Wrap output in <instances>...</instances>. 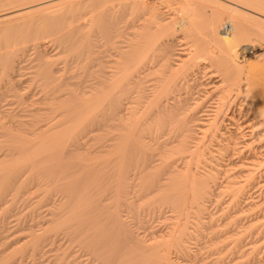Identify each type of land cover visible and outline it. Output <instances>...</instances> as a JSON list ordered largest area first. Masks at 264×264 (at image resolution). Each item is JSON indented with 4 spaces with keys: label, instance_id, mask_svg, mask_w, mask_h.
I'll return each instance as SVG.
<instances>
[{
    "label": "bare ground",
    "instance_id": "obj_1",
    "mask_svg": "<svg viewBox=\"0 0 264 264\" xmlns=\"http://www.w3.org/2000/svg\"><path fill=\"white\" fill-rule=\"evenodd\" d=\"M114 1L115 0H0V35H3L5 39H7L6 35H8L10 31H22V29H24L25 31L27 30L26 34L29 36L39 32L43 33V31V35H45V31H47L51 33L50 35L56 34V36L54 35L56 40L61 37L62 40L67 41L66 47L69 42V48L71 47L73 50H78L76 46L79 48V45H77L79 43H76L74 39L77 38L78 35L83 37L88 36L89 39L85 41L89 42V44H87L88 42L85 43V46L88 45V49L86 48V50H84L83 48H79V52L82 54L85 53L86 55L84 56L88 59V63L84 68L89 70V83H87L88 81L83 83L87 84L86 87L89 88L91 93L90 96L88 95L90 99H88V101L86 100V102H88L87 108L84 107L85 110L81 112L83 113L81 115V113L75 110V106H71V104H68L65 101L66 99L63 98H70V96H68L69 93L67 96H63L59 93L62 90L59 89V91L56 89L58 92L52 90L53 88H61V81L54 83L57 79L55 73L58 72V67L54 64L53 66L52 63L46 62V58L43 62H40V65H35V67L38 66L36 67L38 68L36 74L46 79L44 83L53 82L54 84L52 83L51 86H53H50L52 91L48 92L46 90L47 92L43 96L41 95L42 97L40 99L33 101H35L34 103H36V106L38 104L46 105L47 107L45 106V108H48L50 111L47 112V115L43 114V117L41 116L38 118L37 121L32 124V128H29V131L27 130L28 132L26 134H31L28 140H30L32 135H35V137L31 138L34 140L33 144L30 145L29 142H33V140H30L29 142L24 141L20 148L17 147V145H12L13 150L16 152L19 149H23L22 151L25 154L21 155L20 160L9 162V156H12V159H19V155L15 152L16 155L14 157V155L7 153L9 151L5 149V151H7V156L0 160V202L4 201V198L9 195V192L13 188L18 192L20 187L21 189L25 187L24 185L27 187L28 184H21L23 186L16 184L19 180L22 182V174L24 175L26 171H31L32 167V171H34V166L47 168L46 165L48 162L55 159L56 156L59 157L57 160L60 161V158L62 159V168H55L53 169L54 171L48 174L42 171L43 169H41V167L37 168L39 170L41 169L40 172L42 173L39 174L42 175L44 172L42 175V184L46 186L45 189L47 193L44 192L45 190L42 191V193L44 192L42 196H48L41 197L39 194L40 199L42 198L43 200V198H47L49 200H56L57 194L59 195L60 193L62 196V186L65 187V185H68L66 187H69V185H71L70 187L75 186L76 188L74 187L73 189L77 190L79 186H77L76 183L73 186L71 180V183H63V181L65 182V176L69 177L67 175L68 172H70L71 176L74 175L76 168L78 171L79 168L76 164H81L79 160L82 158L84 160V157L88 156L85 154L86 152H88L89 155L90 153H92V155L95 153L97 154L98 151H95L94 148H97L99 145L91 149V147H89L90 145L88 146L87 144V148L89 149L88 151L85 150L86 152L84 151L86 147L84 149L83 147L87 141L86 134L90 132L94 133L96 130H103L105 132V139L101 146L104 148L103 151L101 150L102 154L100 155L103 156V160H101L104 167L102 165L99 166L101 163L99 160L100 156H97L99 153L96 155L97 157L95 156L96 158L93 156L95 161L91 159L92 163L99 162V164L95 163L97 166L95 168L99 170L98 166L103 167V170L100 169L103 174L97 171L93 174L92 171L93 175L88 176L86 170L88 167L85 166L84 168H86V171L82 170V174L78 176L82 177L84 173L87 174L86 177L84 176L83 178L85 179L88 176L89 179L87 180L89 184L84 185L87 180L85 179L86 181L83 183V180L78 178L77 175L72 176V180H74L73 178L76 176L77 179L74 181L83 183L81 186H85V188H87L86 190H88L90 186L96 185L91 189L99 188L93 191L96 192L100 190L98 195L103 199L109 200L112 197L116 200L120 198L126 200V196L128 198H134L135 201L137 200L139 202V199H141L142 202H145L144 205L147 204V209H145L150 211L148 213H153V215L157 213L158 215V213L164 212L165 214L168 212L176 221L174 220L175 222H172L173 220L168 218L171 220L170 222L172 224L169 222L166 227H164L166 224L160 229L156 226L155 228L158 230L154 232L146 228L148 233L146 232L144 236L140 234L138 236L133 235L134 233L132 234L129 228L131 224L128 226V224L119 219V213L122 211L118 212L117 210L121 203L116 206L117 210L115 207H112L115 210L109 211L110 213L105 212L109 215L108 217L112 218L109 221L103 218L98 220V211L96 215L94 214L96 211H92L94 212L95 218L89 220L87 217L84 218L83 212L86 209L89 210V208L91 210L92 205L96 202L91 199V202L90 200L88 202V191L82 189L81 192L79 191L81 194L74 197L76 196L75 193L78 194V192H73L74 190L72 191L70 189L72 192L70 191L67 194L66 190L67 198L65 197L64 189L63 197L66 198H64L65 202L57 199L60 203L56 202V205L60 207H55L54 210L52 209L53 211L51 213L49 211V215L51 216H48L49 218H46V221L43 219L44 223H50V225L56 221V225H54L53 228L52 226L50 228L46 227L44 231H41V234L39 231L42 230L43 227L38 231L35 230L36 233H39L37 235H32L31 231H27L31 233L32 236L29 235L33 238L29 241V238L26 239L24 236H21L23 238H20V240L23 241L25 239L27 242L29 241L28 243L31 242L30 244L35 251L30 247L33 250L30 252L36 253L37 250L38 254L40 247L46 244V247H48L50 244L48 242L51 241V244H53V241H55L53 237L60 236L61 238V235H67L72 237V240L78 237L84 238V234L87 233L86 231L90 230V236L87 235L86 239L88 240V237H90L89 243H91V247H88L89 250L86 249L88 243L86 242V244L84 242L86 244L84 248L88 250L89 253L94 252L96 259L102 262V264H179L181 262L179 258L180 260H185V258L191 256V248L189 247L193 242V240L190 242L191 239L195 240L196 238L198 242L204 240L198 239L203 231V225H201L202 214L207 211L206 204L210 201L211 197L216 199L222 192L228 193L227 197H230V199L234 201L230 203L231 206L235 204V201L237 202V199L239 201V199L242 198L241 200L244 199V202L249 200L247 201L248 203L245 202L247 203V207H243L242 209L247 208L245 210V213H247L246 216L251 217L249 220L252 222L247 226H245L246 221H244V223L242 222L241 224L244 225V230L245 228H249L252 232V230L257 231L258 229L259 231H257V233H260L262 229V231H264V208L262 209V207H264V193H260L261 190H264V0H176V2H174L175 7H173V5L170 7V5L167 4L169 3L168 0H124V2L121 0L118 4H116L117 1L115 2L117 6L114 4ZM169 1L171 4V0ZM164 2H166L167 7H170H168L169 9H163L161 4H164ZM78 6H83V10L84 6H86L88 9L90 7V9H99V11L95 12L93 10L92 13L90 12L91 14L88 16V20L86 18L87 21L85 22L82 21L75 25L68 23L69 21L64 18L66 17V13L70 11L75 12L76 10L74 8H78ZM114 7H116L117 11H115L116 9ZM67 15L69 16V13H67ZM81 15H83V13ZM51 19H54V25H52L53 23L51 24V22V25L46 23L51 21ZM55 19H59L56 24ZM74 19H77L76 16ZM66 20L67 23L64 24ZM86 23H88L89 29L85 32L82 31V28L85 29ZM120 24H124V29H128V31L124 30L123 27H121L123 30H119ZM225 25L227 26L226 31L223 30ZM118 31L121 32L118 33ZM122 31L126 32L122 33ZM118 34L121 35L120 37L124 36V38L123 40L121 38L122 41L120 40L121 42L119 41L120 44H116L117 46L113 44L114 50L111 47L113 51L103 47L107 42H113L112 39L114 37L116 38ZM36 35L42 36L39 34ZM59 42L61 41L59 40ZM31 43L30 45H28L29 43L27 44L25 50L35 49L38 46L40 48V46L43 45L41 41ZM175 45L179 48L176 46L178 49H174L176 48ZM39 48H36L37 51ZM175 50L177 51L175 52ZM40 51L37 53L40 54ZM9 53L11 52L9 51ZM4 54L5 52L0 54V65H2V69H12V55L9 56ZM13 57H15V55ZM40 58L42 59V57ZM21 62L22 60L20 63ZM20 63L18 62V65H20ZM64 63L66 62L64 61ZM11 69L10 71L14 70ZM17 69H19V67H17ZM17 69H15V73ZM17 72H19V70ZM11 77L14 78L15 76L13 77L12 75ZM49 85H47V87ZM50 87H48V89ZM19 89L20 88L17 90L21 93L22 89L21 91ZM11 90L13 91V89ZM43 91L45 92V88ZM77 91L76 93H78ZM9 92H11L10 89ZM16 92L15 90V92L11 94ZM16 94L15 97H17ZM20 96L23 95L20 94ZM21 98L23 99V97L19 99L21 100ZM74 98L76 100V97ZM75 100L73 101L74 105L76 103ZM24 101L26 102V100ZM28 101L31 102L32 99L27 100V102ZM1 104L3 103L1 102ZM24 105L27 106V109L29 108L27 104L23 103V107H25ZM31 106L33 107L34 104ZM40 106L41 105L36 108V111H41L39 110L41 109ZM30 111L32 112L31 109ZM35 113L34 111L33 115ZM8 115L9 113L3 116L7 117ZM22 116L20 117L23 122V119L26 117L23 118ZM16 117L18 118V116ZM86 117H90V120L87 119V121H89H85V123H89L92 118L96 119L95 123L98 124L93 126L89 123L90 127H88V125L83 122V120H86L84 119ZM7 118H11L10 115ZM10 120L12 121L13 119H8V122L6 120L3 121L8 124ZM19 120L21 121V119ZM29 120L31 121V119ZM3 121L2 123L0 122L2 124L1 128H3L4 125L7 126ZM81 121L87 127L85 126L86 128H84L81 126L82 130H86L78 133L81 128L78 130L77 127H80L79 125L82 124ZM30 124L31 123L27 124V126ZM7 131L6 128L4 135L5 133L6 135L8 134ZM11 131H13V129ZM75 131H77V135ZM20 134L23 136L25 133L22 134L20 132ZM25 135L23 137H25ZM90 135L93 134L91 133ZM2 137L4 136L2 135ZM92 138L93 136H91L90 139ZM22 141L23 140H20V142ZM9 143H11V141H9ZM92 145L94 144H91V146ZM15 146L18 149H14ZM77 150L83 152L80 154ZM74 151L79 152V154L77 153L78 157H75L76 155L73 154ZM6 153L3 155H6ZM71 155H73L72 158L81 157V159H77L79 161L77 162L68 157H71ZM92 155L88 157L90 158ZM63 158L68 159V161H74H67L65 163ZM97 158L99 159L96 160ZM2 160L4 161L3 163ZM87 160H89L88 162L90 163V159ZM75 161L77 163H74ZM27 162H29L28 166H32L29 167L30 169L28 167L26 168L24 165H27ZM50 163L51 162H49V164ZM71 163L76 166L71 165ZM83 164L89 166L86 162ZM83 164L82 167L79 166L80 169H83ZM21 165L25 167L22 170V167L20 168ZM88 169L90 170H88V173H91L92 168L89 167ZM79 171L78 173H81ZM35 173H37V170ZM29 174L25 175L24 179L28 180ZM41 175H39V177ZM38 179H35V181L37 180L36 182H38ZM69 179H71V177H69ZM69 179L67 180L69 181ZM22 183H24V181ZM50 185L55 186V189L49 190L48 186ZM26 190H24V192ZM13 194L14 193L11 192L10 198H6L9 200V202L6 200L7 203H12L10 202L12 199L14 202L16 201V199L14 200V198H11ZM16 194L17 193H15V195ZM72 194H74V196ZM73 197L75 199H73ZM255 198H257V200H255ZM72 199L74 200L73 202L71 201ZM258 200H262L263 202L258 203ZM69 201L72 203L69 206L71 208L68 207L70 204ZM111 201L114 202V200ZM219 201L217 200V202ZM229 202L231 201L229 200ZM45 203L48 205L50 204L48 201H45ZM115 203H118V201ZM223 203L222 206H225ZM241 203H239L240 205L238 206L240 208L245 206ZM109 204H111V202ZM6 205L7 204H5V206ZM219 205H221V203ZM227 205L230 206L229 203ZM227 205L225 207H227ZM11 206L10 208L12 209L14 205ZM98 206L99 205H96L95 208L93 205V208L101 209L103 206L106 208V205H102L101 208ZM222 206H220V208ZM16 207L15 205L13 209ZM232 208L233 210L237 209H234L235 207H231V209ZM1 209L2 208H0V211ZM4 209L8 210L9 208L7 209L6 206ZM224 209L226 210V208ZM224 209L222 208L221 210L224 212ZM107 210L108 208H106L105 211ZM221 210H219L220 213L222 212ZM65 211L67 213L69 212V215L66 214ZM2 212H4L3 209ZM242 212L244 213V210H242ZM249 212L251 214H248ZM63 213L69 217L64 221H58V216ZM87 213L88 212H86V214ZM102 213L104 214L103 211ZM210 213L209 215L212 214ZM224 213H227V211ZM243 213H241V216ZM8 215L10 216V214ZM1 216L3 215L0 213V218ZM100 216L103 217L102 215ZM222 216L226 217V214ZM241 216L237 217L241 218ZM4 217L2 218L5 221L6 219ZM133 217L134 216H132V218ZM159 218H161V215ZM0 220L4 223L2 219ZM209 221H211V219ZM1 222L0 225H2ZM222 222H224V220ZM64 223L68 224L67 227L65 229H59V226ZM238 223L239 221L236 224ZM12 224L14 223L12 222ZM3 225L7 227L5 224ZM107 225H109V227H106ZM4 226L0 227V231H4V234L8 231L7 233L9 234V229L12 225L9 229L4 228ZM147 226L149 227L148 224ZM21 227L23 226L21 225ZM227 228L229 229V227ZM259 228L262 229L260 230ZM28 229L30 230V228ZM214 229L216 228H213V230ZM51 230H53V232L49 233ZM219 230L221 233L222 229ZM111 231H113L114 235L115 233L118 235L120 234V239L116 238L118 237L117 234V236L115 235L114 237L116 240H119V244L121 242L125 243L122 245L126 247V250L121 254H118L119 248H117V244L115 246L116 241L112 237L113 235H110V233H112ZM141 231H138V233ZM210 231L213 234L211 229ZM222 231H224V229ZM226 232H228V230H226ZM3 233H0V237L4 236ZM8 234H6V237ZM212 234L209 236H212ZM216 234H213L212 239L215 238L214 236ZM222 236L220 235L219 238H223ZM235 236L234 243L236 241L235 239H243L241 235L239 238H237L239 235L235 234ZM111 238H113L114 242H110ZM216 238L214 240H216ZM46 239H48V242ZM224 239H227V237L223 238L221 243L227 242V240L225 241ZM0 240L2 242L1 238ZM25 240L23 242H25ZM196 240L195 242H197ZM249 242H251V244L253 243L252 241ZM28 243L26 244L29 245ZM44 243L46 244L43 245ZM82 243L83 241L81 244ZM231 243L233 244V241ZM8 244L10 243L8 242ZM51 244L49 246H52ZM73 244L76 243L73 242ZM228 244L230 245V242H228ZM228 244L227 246H229ZM235 245H237V243ZM88 246H90V244ZM241 246L244 247L246 245ZM8 247L11 248V245H8ZM230 247H232V245H230ZM234 248L235 246L233 249ZM43 249H45V247L42 248V250ZM68 250L70 251V249ZM120 250L122 251L123 249ZM21 253L24 254L20 252L19 255H21ZM35 253L34 255H37ZM261 254H263V252ZM37 257H39V255ZM3 258L5 261L6 257ZM21 258L22 257H20V259ZM14 262H16V260ZM69 262L71 261L69 260ZM239 262H241V260ZM59 263H61V261ZM73 263H77L76 260ZM3 264H5V262Z\"/></svg>",
    "mask_w": 264,
    "mask_h": 264
},
{
    "label": "rangeland",
    "instance_id": "obj_2",
    "mask_svg": "<svg viewBox=\"0 0 264 264\" xmlns=\"http://www.w3.org/2000/svg\"><path fill=\"white\" fill-rule=\"evenodd\" d=\"M117 1V3L116 4H118V3H120L121 2V0H115L114 1V4H115V2ZM119 1V2H118ZM154 1V0H153ZM122 2H124V0H122ZM168 2L169 3H167L168 5H170V7L173 5V7H175V4H174V2H176V0H173V2H172V0H171V4H170V1L168 0ZM112 3H113V1H112ZM115 4V5H116ZM117 6V5H116ZM161 6H163V9H167L168 7L166 6V2H164V4H161ZM164 6H166V7H164ZM83 6H78V8L77 7H75L74 9L76 10H74L75 12H73V11H70V12H67V13H69V16L67 15V13H66V17H64L65 19H67L69 22L68 23H70V24H73V25H75V24H77V23H79V22H85V21H87L88 20V16L92 13V11L94 10L95 12L96 11H99V9H90V7H89V9L86 7V6H84V10H83V8H82ZM86 7V8H85ZM169 7V8H170ZM78 10H77V9ZM80 8V9H79ZM115 9H116V7H114ZM118 8V7H117ZM168 8V9H169ZM87 9V10H86ZM114 9V10H115ZM91 10V11H90ZM82 11V12H81ZM85 11V12H84ZM115 11H117V9L115 10ZM89 12V13H88ZM91 12V13H90ZM83 13V15H81ZM86 13V14H85ZM65 15V14H64ZM78 15V16H77ZM79 15H80V17H79ZM75 16H76V18L77 19H74L75 18ZM71 17V18H70ZM84 17V18H83ZM70 18V19H69ZM80 20H79V19ZM86 18H87V20H86ZM64 19V20H65ZM67 20L64 22V24L65 23H67ZM76 20V21H75ZM53 21V22H52ZM57 21H59V19L57 20V19H55V24H56V22ZM73 21H74V23H73ZM50 22H51V24L52 25H54V19H51V21H48V22H46L48 25L50 24ZM58 23V22H57ZM121 23H123V22H121ZM47 24H44V25H47ZM50 24V25H51ZM69 24V25H70ZM123 25V26H122ZM120 24L119 26H120V29L119 30H123L124 29V24ZM71 26V25H70ZM89 26H88V23H86V26H85V29L84 28H82L83 30L82 31H88V28ZM121 27H123V29L121 28ZM66 29V28H65ZM64 29V30H65ZM64 30H62V31H64ZM124 30H126V31H128V29H124ZM25 30L24 29H22V31L21 30H17V31H10L9 33H8V35H6V37H7V39H5V37H3V35H0V54H3L4 52H5V54H7V55H12V58H13V68L12 69H14L13 71H10V69L11 68H9V70L7 71V70H4V69H2V65H0V88H1V90H0V122L2 123V121L3 120H8V119H13L12 121L10 120V122L7 124V122H5V121H3V123L5 124L6 123V125L7 126H5L4 124V126H3V128H1L2 127V124L0 123V149H1V151H0V160H1V158H4V157H6L7 156V153H10V155H14V157H15V155L16 154H18L19 155V159H16V158H14V159H12V156L10 157H8L7 159L9 160V162H14V161H18V160H20V158H21V155L22 154H25L21 149H19L21 152H23V153H21L19 150V152L17 153L15 150H13V147H12V145H17V147H21L22 145H23V142L24 141H26V142H29L30 140H33V139H31L32 137H35V135L33 136L32 135V137L30 138V140H28L29 139V136L31 135L30 133H28V134H26L31 128H32V124H34V122L35 121H37V119L38 118H40L41 116L43 117L44 115H47L48 113L47 112H49L50 110H48V108H45V106L46 105H43V104H38L37 106H36V103H34L36 100H38V99H40L47 91L49 92V91H52V90H54V91H56V89L57 90H62L61 92H59L60 94H62L63 96H67V94H68V96H70V98H66V97H63V98H65L66 100V102L68 103V104H71V106H75L76 107V109L75 108H73V109H75L77 112H79V113H81V112H84V110H85V108H87L86 106L88 105V102H86V100L88 101V99H90V98H88L90 95H91V93H90V90H89V88H87L86 87V83H83V82H87V83H89V76H88V72H89V70L87 69V68H84V66H86V64L88 63V59H86V57L84 56V55H86L85 53H80L79 51H80V49L79 48H83L84 50H86V48H87V44H89V42L87 43V42H85L86 40H88L89 38H88V36L87 37H83V36H79L78 34V36H77V38H75L74 40H75V42L77 43H79V44H77V45H79V48H78V46H76L77 47V49L78 50H73L71 47L69 48V46H70V44H69V42H68V46L66 47V43H67V41H64V40H62L61 39V37H59V38H57V40H56V38L54 37V35L56 36V34H52V35H50L51 33H48L47 31H45V35H43L44 34V31H43V33L42 32H39V33H36V34H39V35H42L41 37L40 36H38V35H36V34H33V35H31V36H29V35H27L26 33H27V30L24 32ZM126 31H124V32H126ZM15 32V33H14ZM19 32V33H18ZM121 31H118V33H120ZM123 31H122V33H124ZM42 33V34H41ZM16 34V35H15ZM124 35V34H123ZM14 36H15V38H14ZM17 36V37H16ZM44 36V37H43ZM118 36V37H117ZM121 35L120 34H118V35H116V38L114 37L112 40H113V42L111 41V42H107L106 43V45H104L103 47L105 48L106 47V49L107 50H110V51H113L114 49H113V44H115V46H117L118 45V43L120 44V42L123 40V38H124V36L123 37H120ZM14 39H13V38ZM30 38V39H27V38ZM36 37H39V38H36ZM43 37V38H42ZM32 38H36V39H32ZM121 38H122V40H121ZM80 39H81V41H80ZM5 40V41H4ZM7 40V41H6ZM14 40V41H13ZM32 40H35V41H32ZM59 40L61 41V42H59ZM117 40V41H116ZM121 40V41H120ZM38 42V41H41V42H43V45H41L40 46V48H39V46L38 47H36V48H39L38 49V51H37V49L35 48V49H31V50H25V48H26V46H27V44L28 45H30V44H32L31 42ZM120 41V42H119ZM22 42V43H21ZM24 42H25V44H24ZM3 43H5V44H3ZM76 43H75V45H76ZM81 43V44H80ZM83 43V44H82ZM85 43H87L86 45L87 46H85ZM72 44V43H71ZM117 44V45H116ZM178 44H180V43H178ZM177 44V45H178ZM6 45V46H5ZM8 45V46H7ZM63 45H64V47H63ZM82 45H83V47H82ZM110 45V46H109ZM177 45H175V47L177 46ZM48 46V47H47ZM109 46V47H108ZM45 47V48H44ZM111 47H112V49H111ZM178 47V46H177ZM174 48V49H178V48ZM67 48H68V50H67ZM88 49V48H87ZM34 50V51H33ZM41 50V51H40ZM73 50V51H72ZM6 51H8V52H6ZM9 51L12 53V51H13V53L11 54V53H9ZM36 51V52H35ZM40 51V54H38L37 52H39ZM74 51H76V52H74ZM110 51H108V52H110ZM177 50H175V52H176ZM14 52H16V53H14ZM52 52H53V54H52ZM107 52V53H108ZM9 53V54H8ZM64 53V54H63ZM66 53V54H65ZM72 53V54H71ZM77 55H76V54ZM4 54V55H5ZM79 54V55H78ZM15 55V57H13ZM39 56V57H37V56ZM46 55V56H45ZM1 56V55H0ZM3 56V55H2ZM40 57H42V59L40 58ZM59 57H60V59H59ZM79 57V58H78ZM80 57H82V58H80ZM15 58V59H14ZM37 58H38V60H37ZM45 58H46V60H45ZM76 58H78V59H76ZM41 59V60H40ZM85 59V60H84ZM17 60V61H16ZM22 60V62L20 63V61ZM43 60H45L46 62H49L50 64L52 63V65L54 64L55 66H57L58 67V72L57 73H55V75H56V77H57V81L55 80V82L54 83H57V82H60L61 81V88H51L52 86H51V84L53 83H44L45 81H46V79L43 77L42 78V76H40V75H38V74H36V70L38 69V68H36V67H38V66H36L35 67V65H37V64H39L40 65V62H43ZM50 60V61H49ZM58 60V61H57ZM63 61V62H62ZM64 61L66 62V63H64ZM16 62V63H15ZM18 62L20 63V65H18ZM37 62V63H36ZM14 63H15V65H14ZM83 63V64H82ZM17 65V66H16ZM53 65V66H54ZM83 65V66H82ZM76 66V67H75ZM17 67H19V69H17ZM83 68V69H82ZM11 69V70H12ZM15 69H17L16 70V73H15ZM21 69V70H20ZM24 69V70H23ZM81 69V70H80ZM86 69V70H85ZM19 70V72H17ZM7 72V73H6ZM11 72V73H10ZM78 72V73H77ZM9 73V74H8ZM15 73V74H14ZM11 74V75H10ZM29 74V75H28ZM86 74H87V76H86ZM13 75V77L14 78H12L11 76ZM18 75V76H17ZM20 75V76H19ZM64 77V78H63ZM88 77V78H87ZM12 78V79H11ZM66 78H68V79H66ZM62 79V80H61ZM7 81V82H6ZM40 81H42V82H40ZM75 82H77V83H75ZM79 82V83H78ZM53 83V84H54ZM76 85H75V84ZM83 83V84H82ZM44 84V85H43ZM50 84V85H49ZM78 84V85H77ZM13 85V86H12ZM47 85H49L48 87H50L49 89H48V87H47ZM63 85H64V87H63ZM67 85V86H66ZM74 87H76V88H74ZM15 86V87H14ZM25 86V87H24ZM42 86H44V87H42ZM84 86V87H83ZM69 87H70V89H69ZM78 87V88H77ZM5 88H6V90H5ZM18 88H20L19 90L21 91V89H22V92L20 93L17 89ZM23 88H24V90L25 89H27V90H25V92H24V90H23ZM29 88V89H28ZM45 88V92L43 91V89ZM66 88V89H65ZM85 88V89H84ZM9 89H10V91L11 92H9ZM11 89H13V91L11 90ZM52 89V90H51ZM68 89H69V92H68ZM72 89H74V90H72ZM75 89H77V90H75ZM15 90L19 93H17L18 95H19V97H18V95L16 94V93H14V94H11L12 92H15ZM47 90V91H46ZM59 90V91H60ZM2 91V92H1ZM8 91V92H7ZM70 91H72V92H70ZM76 91L78 92V93H76ZM83 91V92H82ZM56 92H58V91H56ZM79 92H80V94H79ZM23 93V94H22ZM65 93V94H64ZM82 93V94H81ZM3 94V95H2ZM15 94H16V96L17 97H15ZM20 94L21 95H23V96H20ZM11 95V96H10ZM30 95V96H29ZM42 95V96H41ZM89 95V96H88ZM14 96V97H13ZM82 96V97H81ZM5 97H8V98H5ZM20 97H23V99L24 100H26V102H27V100H31L32 99V101L33 100H35V101H28L27 103L21 98V100L19 99ZM74 97H76V100H75V98ZM5 98V99H4ZM14 98V99H13ZM26 98V99H25ZM28 98H30V99H28ZM34 98V99H33ZM37 98V99H36ZM7 99V100H6ZM19 101H18V100ZM73 99V100H72ZM72 102H71V101ZM75 100V102L77 103V105H76V103H75V105L73 104V101ZM80 100H82V101H80ZM3 101H6V102H3ZM1 102L3 103V104H1ZM22 102V103H21ZM29 102H30V104L32 105V104H34V106H36V107H32L30 104H29ZM81 102V103H80ZM5 103V104H4ZM21 103V104H20ZM23 103H25V104H29L28 106H29V108L27 109V106L26 105H24L25 107H23ZM18 104V105H17ZM10 105V106H9ZM39 105H41L40 106V108L41 109H39V110H41V111H36V108L39 106ZM81 105V106H80ZM31 106V107H30ZM3 107V108H2ZM47 107V106H46ZM85 107V108H84ZM23 108H25L26 109V111L28 112H26L25 111V109H23ZM79 108V109H78ZM84 108V109H83ZM7 109V110H6ZM30 109L32 110V112L34 113V111L36 112L34 115H33V113L30 111ZM33 109H34V111H33ZM44 109V110H43ZM45 109H47V110H45ZM9 113V115H10V117L11 118H7V117H4V116H6L8 113L6 112V111ZM1 111H2V113H1ZM5 111V112H4ZM22 111H25V112H22ZM29 111H30V114H29ZM3 113H5V114H3ZM1 114H3V115H1ZM44 114V115H43ZM83 113H81V115H82ZM23 115V116H22ZM30 115V116H29ZM37 115V116H36ZM38 115H40V116H38ZM15 116V117H14ZM16 116H18V118L16 117ZM20 116H22L23 118H25V119H23V122H22V118L20 117ZM27 116H29V117H27ZM36 116V117H35ZM78 116V115H77ZM2 118V119H1ZM5 118V119H4ZM7 118V119H6ZM16 118V119H15ZM35 118V119H34ZM90 117H86V118H84V119H86V120H83V122L85 123V121H87V119H89ZM19 119H21V121L19 120ZM29 119H31V121L29 120ZM25 120V121H24ZM90 120V119H89ZM88 120V121H89ZM96 119H92L91 118V121L89 122V123H91L90 125H93V126H95V125H97L98 123H95L96 121H95ZM18 123H17V122ZM87 121V122H88ZM94 121V122H93ZM21 122V123H20ZM27 122V123H26ZM85 123L86 125H88V127H90L89 126V123ZM29 123H31L29 126H27V124H29ZM81 123H82V121H81ZM23 125V126H21V125ZM83 124V123H82ZM80 124L79 126L80 127H77V129L79 130V128H81V126L82 127H84V128H86L87 126L85 125V124ZM14 125V126H13ZM16 125V126H15ZM86 126V127H85ZM13 127V128H12ZM6 128H7V132H8V134L6 135V133H5V135H4V131H6ZM9 128V129H8ZM13 129V131H11L12 129ZM30 128V129H29ZM83 128V129H84ZM5 129V130H4ZM19 129V130H18ZM22 129V130H21ZM24 129V130H23ZM28 130V131H27ZM84 130H86V129H84ZM84 130H82V128L80 129V131H78V133L79 132H82V131H84ZM98 130H96V131H94V133L93 132H90V133H88V134H86L87 136H86V146L84 145V147H83V149H84V151L86 150V151H88V149L89 148H87L89 145V147H91V149H92V147H95V146H97V145H99V146H97V148L95 147L94 148V150L96 151H98L97 152V154L99 153V155H97L96 153L94 154V155H92V153H90V155H92L90 158L88 157V156H90L89 154H88V152H86L85 154L86 155H88V156H86L87 157V159H90V163L88 162L89 160H87L86 159V157H84V160H85V162H86V164L88 163L89 164V166L88 165H85V164H83V163H85L84 162V160H83V158L81 159V157L80 158H75V157H78V155H77V153L79 154V152H80V154L83 152V151H79V150H77V151H79V152H77V151H74V155H76L74 158H72V156L73 155H71V157L70 156H68L70 159H74V160H76L77 162H79V161H81V164L79 163V164H76V165H78L77 167L80 169V167H82V164H83V169L81 168L80 169V171H79V169H78V171L79 172H81L82 170H85L86 168H84L85 166L86 167H91L92 169H91V173H88L90 170L87 168L86 170H87V174H88V176H92L93 174H95V172L97 171V172H99L100 174H103V172H101L100 171V169L101 170H103L102 168L104 167V164H102V160H103V156L102 155H100V154H102V152H101V150L103 151V146H101L103 143H104V137H105V132L103 131V130H99L98 132H97ZM3 132V133H2ZM13 132H14V134H13ZM20 132L23 134V133H25V134H23V136L25 135V137H23V136H21V134H20ZM77 131H75V133H76ZM97 132V133H96ZM101 132V133H100ZM17 133V134H16ZM74 133V134H75ZM93 134V135H90V134ZM103 133V134H102ZM98 134V135H97ZM2 135L4 136V137H2ZM76 135H77V133H76ZM90 135V136H89ZM91 136H93V138L92 139H90L91 138ZM97 136V137H96ZM17 137H18V139H17ZM19 137H20V139H19ZM95 138V139H94ZM27 139V140H26ZM20 140H23L22 142H20ZM36 140V139H35ZM102 140V141H101ZM9 141H11V143H9ZM37 142V141H36ZM94 142H96V143H94ZM30 143V145L31 144H33L34 143V140H33V142L31 141V142H29ZM28 143V144H29ZM99 143V144H98ZM101 143V144H100ZM22 144V145H21ZM87 144H88V146H87ZM91 144H94V145H92L91 146ZM12 147H10V146ZM101 147H102V149H101ZM5 149H7V151H9V152H7V151H5ZM14 149H18V148H16V146H15V148ZM90 149V150H91ZM82 150V149H81ZM89 150V151H90ZM100 151V152H99ZM7 152V153H6ZM15 152H16V154H15ZM75 152H76V154H75ZM6 153V155H3V154H5ZM20 153V154H19ZM9 155V154H8ZM83 155V154H82ZM100 156V159L99 158H97L96 160H100V164H99V162H94V163H92V161H91V159H93V161H95V158L97 157V156ZM24 156V155H23ZM22 156V157H23ZM81 156V155H80ZM85 156V155H84ZM93 156L95 157V158H93ZM17 157V156H16ZM57 157V156H56ZM55 157V159H52L51 161H49V162H51L50 164H49V162H48V164L46 165L47 166V168L46 167H42V166H40L41 167V169H43L42 171H45V173L46 174H48V173H50L51 171H54L53 169H59V168H62L61 166H63L62 164H63V162H62V159L60 158V161L59 160H57L59 157H57L56 158ZM83 157V156H82ZM11 158V159H10ZM24 158V157H23ZM6 159V158H5ZM4 159V160H5ZM79 159H81V160H78ZM102 159V160H101ZM11 160V161H10ZM55 160H56V162H55ZM65 160V163L68 161V159H64L63 158V161ZM73 160V161H74ZM73 161H68V162H73ZM74 162V163H77V162ZM4 161L2 160V163H3ZM61 162H62V164H61ZM28 164L26 165V164H24L25 166H26V168L28 167H30V166H28L29 165V162H27ZM95 163H98L99 164V166L100 165H102L103 167H99L98 166V168H99V170L98 169H96L95 167H97L96 166V164ZM31 164V163H30ZM59 164V165H58ZM92 164V165H91ZM94 164V165H93ZM53 165V166H52ZM71 165H73L72 163H71ZM76 165H73V166H76ZM56 166V167H55ZM60 166V167H59ZM80 166V167H79ZM22 167V165L20 166V168ZM32 167V166H31ZM35 167V169H33L35 172H36V170H37V173H35L34 171H32V168H31V171L29 170V171H26V169H25V171L27 172V174H26V172L24 173V175L22 174V176H23V180H22V182L24 181V183H22V182H20L21 180H19V182L18 183H16V184H19V186L21 185V184H28L27 185V187H26V185H24L25 187H23L22 189H21V187H20V189H19V191L18 192H16V190H15V188H13L10 192H9V195L6 197V198H10V194H11V192L12 193H14L13 194V196L11 197V198H14V200L16 199V201L14 202L13 201V199H12V201L10 200V202H14L13 204L12 203H7V202H9V200L8 199H6V198H4V201H1L0 202V205L3 203H5V204H7L6 206H7V209L8 210H6V209H4V208H6V206H5V204L2 206H0V208H2L3 210H4V212H2V209H1V211H0V213L3 215V216H1V218L0 219H2L3 220V218L2 217H4L6 220L4 221V223H2L1 222V220H0V222H1V224L2 225H0V227L2 226H4L3 224H5L7 227H5L4 226V228H8L9 229V227L11 226V228L9 229L10 231H9V234L6 232L5 234L3 233L4 231H0V233H3V237H0L1 239H2V242H1V240H0V264H3L4 262H5V264H57V263H59L60 261H61V263H59V264H74L73 262H75V260H76V262L77 263H75V264H102V262H100L98 259H96V257H95V253L94 252H90L89 253V249H88V247L90 248L91 247V243H89V239H90V237H88V240L86 239L87 238V235L88 236H90V230L89 231H86L87 233L86 234H84V238H85V240H84V238L83 237H78L77 239H73L72 240V237H69V236H67V235H61V238H60V236L59 237H53L54 238V240L55 241H53V244H51L52 243V241L51 242H48V239H46V241L48 242V243H50L52 246H49L48 245V247H46V243H44L43 245H45V246H43V247H40V249L38 250V252L40 253H38L37 254V250H36V253L35 254H37V255H34V253L33 252H30V251H33L34 249L32 248V246H31V242L30 243H28L30 240H31V238H33V237H31L32 235H37V234H41L42 232L41 231H44V229L47 227H51L52 226V228L54 227V225H56V221H54L55 223H52L51 225H50V223H44L43 221L45 220H47L46 218H49L48 216H51V215H49V211H50V213L55 209V207H58L59 205H56V202H58L57 201V199H59L60 201H64L65 202V197H67V195H66V190H67V194H68V192H70L71 190L73 191L74 189V185H75V183L77 184V186H79V187H77L78 189L76 190H74L73 192H78V194L77 193H75L76 194V196H74V194H72L74 197H77V195H79V194H81L80 192H81V190L83 189L84 191H88V202H89V200L91 199V200H94V202H96V203H94L93 205H94V207L96 208V205H99L100 206V208L102 207V205H106V208H108V210L107 211H105L106 210V208H105V206H103L102 208H104V209H99L98 207V209L99 210H101V211H99L98 209H94L93 208V205H92V208H91V210H90V208H89V210H85L86 212H88L87 214H86V212L84 211L83 212V215H84V218H88L89 220H92V218H95V215H96V213H97V211H98V213H97V216L99 215V217H97V219L98 220H101V218H103V219H105V220H110V219H112L111 217H108L109 215L108 214H106V213H110L109 211H111V210H115L114 208H112V207H115L116 208V210H117V207L116 206H118L120 203V206H118L119 208H118V212H120V211H122V212H120L119 213V219H121L123 222H125L126 224H128V226L130 225V229H131V232H132V234L133 235H143L144 236V234L147 232V230H146V228L148 229L149 228V230L151 229V231H157L158 229H160V228H163L162 226H164L165 224V226L164 227H166L168 224H169V222L171 221V220H173L172 222H175L176 221V219L174 218V217H172L171 216V214L170 213H168L167 211V213H165L164 214V212L163 213H158V215H157V213L155 214V215H153V213H148V212H150V211H148V210H146L147 208V204L146 205H144L145 204V202L143 201L142 202V200L141 199H139L140 200V202L139 201H135L134 200V198H128L127 196H126V200L124 199V198H120V199H118V200H116V199H113L112 197L110 198L111 200H114V202L113 201H111L110 199L109 200H107V199H103L102 197H100L99 195H98V192L100 191H96V192H94L93 190H96L97 188H95V189H91V188H94V186H96V185H92V186H90V188L88 189V190H86L87 188H85V186L83 187V186H81V184H83V183H85V181L87 180V179H89V177L87 176V178H83L84 176L86 177V175L87 174H83V176L82 177H80V176H78L79 174H82V172L81 173H78V171H77V168H76V171H74V175H77L78 176V178H81L83 181V183H80L79 181H74L75 179H77V177L75 176L73 179L74 180H72V176H74V175H70V172H68V176L69 177H71V179H69V177H67V176H65V182L63 181V183H71V182H73V183H71L74 187H70L71 185H69V187H66V186H68V185H65V187H63L62 186V189L63 190H61L62 192H63V194H62V196H61V194L59 193V195L57 194V196H56V200H55V202H54V200L53 199H50V200H53V201H50L49 199H44L43 198V200H42V198L40 199V195H41V197H48V196H46V195H44V196H42L43 195V193L44 192H46V186L44 185V184H42V181H43V174H44V172H43V174L41 175V174H39V173H42V172H40V170L39 169H37V168H40V167H37V166H34ZM23 168H25L24 166L21 168V170L23 169ZM52 169V170H51ZM93 169H95V170H93ZM85 170V171H86ZM89 170V171H88ZM84 171V172H85ZM92 171H93V174H92ZM30 174H29V173ZM33 172V173H32ZM76 172V173H75ZM98 173V174H99ZM30 175V176H28V178L31 180V182H30V180L28 179V180H26V179H24V176L25 175ZM35 174V175H34ZM97 174V173H96ZM33 175H34V177H36V178H34L33 177ZM39 175H41L40 177H39ZM32 176V177H31ZM34 178V179H33ZM39 178V179H38ZM35 179H38V182H36L35 181ZM67 179H69V181L67 180ZM81 179H80V181H81ZM70 180H71V182H70ZM27 183H26V182ZM33 182V183H32ZM31 183V184H30ZM80 184V185H79ZM86 184H89L88 183V180L86 181V183L84 184V185H86ZM23 185H21V186H23ZM41 186H43V187H41ZM82 188H81V187ZM89 186V185H88ZM87 187V186H86ZM98 187V186H97ZM24 188H28L27 190L26 189H24ZM32 188V189H31ZM76 188V187H75ZM48 189L49 190H53V189H55V186H48ZM64 189H65V197H63L64 196ZM71 189V190H70ZM99 189V188H98ZM97 189V190H98ZM14 190V191H13ZM24 190H26L25 192H24ZM45 190V191H44ZM69 190V191H68ZM89 190H91V191H89ZM34 191V192H33ZM42 191H44L43 193H42ZM71 191V192H72ZM80 191V192H79ZM94 192V193H93ZM15 193H17L16 195H15ZM33 193H35V194H33ZM47 193V192H46ZM96 193V194H95ZM260 193H264V190H261V192ZM40 194V195H39ZM261 194V195H262ZM92 197H91V196ZM225 195V196H224ZM264 195V194H263ZM16 196H17V198H16ZM61 196V197H60ZM96 196V197H95ZM98 196V197H97ZM217 196V195H216ZM215 196V197H216ZM222 196V197H221ZM228 196V193H226V192H222L221 194H219L217 197H216V199L214 198V197H211V199H210V201H208V203L206 204V210L207 211H205L204 212V214H202V216L203 217H201V225H203L202 227H203V231H202V234L199 236V240L201 239V240H203V241H199L198 242V240H196V238H195V240L197 241V242H195V240L194 239H191L190 240V242H192V240H193V242L191 243V245H190V243H189V247L191 248L190 249V253H191V256L189 257V258H185V260H180V258H179V261H181L179 264H264V231H262L263 229L262 228H259L261 231H262V233H261V231H260V233L258 232L257 233V231H259L258 229H257V231L256 230H252V232H251V229H249V228H245V230H244V225L243 224H241L242 222L244 223V221H246L245 222V226H247L249 223H251L252 221L251 220H249L251 217H249V216H246L247 215V213H245L246 211V209L247 208H244V209H242L243 207H247L246 205H247V201H249V200H247V201H245V202H247V203H245L244 202V199L243 200H241V199H239V201H238V199H237V202L235 201V204L234 205H232L231 206V204L230 203H233L234 201H232L231 199H230V197H227ZM73 197V199H75ZM227 197V198H226ZM65 198V199H64ZM68 198V197H67ZM71 198H72V196H71ZM87 198V197H86ZM102 198V199H101ZM109 198V197H108ZM223 198V199H222ZM41 201H39V200ZM71 200L72 202L74 201V200ZM97 201H96V200ZM123 199V200H122ZM219 199H220V201H219ZM6 200H7V202H6ZM68 200V199H67ZM91 200H90V202H91ZM100 200V201H99ZM103 200V201H102ZM106 200V201H105ZM118 201V203H115L116 201ZM131 200V201H130ZM213 200V201H212ZM217 200L219 201V202H217ZM224 202H222V201ZM229 200L231 201V202H229ZM255 200H257V198H255ZM43 201V202H42ZM45 201H48V203H50L49 205L48 204H46L45 203ZM50 201V202H49ZM60 201L58 202V203H60ZM62 201V202H63ZM71 201H69L70 202V204L68 205V207L72 204L71 203ZM99 201V202H98ZM111 202V204H109L110 202ZM125 201V202H124ZM135 201V202H134ZM229 203V205L230 206H228L227 204V202ZM244 203H243V202ZM61 202V203H62ZM104 203V204H102V203ZM242 202V203H241ZM263 201L262 200H258V203H262ZM43 203V204H42ZM54 203V204H53ZM221 203V205H219V204ZM222 203H223V205H227V207H225V206H222ZM226 203V204H225ZM239 203H241L242 205H245V206H242L241 208L240 207H238L240 204ZM10 204V205H9ZM11 204H12V206L13 207H15V205L17 206L15 209H13V207L11 206ZM45 204V205H44ZM53 204V205H52ZM66 204H68V203H66ZM96 204V205H95ZM208 204H209V206H208ZM113 205V206H112ZM129 205V206H128ZM10 206L12 207V209L10 208ZM220 206H222L221 208H220ZM237 206V207H236ZM28 207V208H27ZM51 207H53V208H51ZM60 207V206H59ZM121 207V208H120ZM141 207H143V208H141ZM231 207H235L234 209H236V210H233V208L231 209ZM253 207V206H252ZM262 207V206H261ZM37 208V209H36ZM69 208H71V207H69ZM146 208V209H145ZM224 209V208H226V210L225 211H227V213H224L223 212V210H221V209ZM228 208H229V210H228ZM238 208H240V209H238ZM259 208V207H258ZM264 207H262V209H263ZM36 209V210H35ZM53 209V210H52ZM110 209V210H109ZM128 209V210H127ZM244 210V213L242 212V210ZM255 209V208H254ZM253 209V210H254ZM261 209V208H260ZM15 210V211H14ZM66 210V209H65ZM139 210V211H138ZM219 210H221L222 212L221 213H224V214H226V217H224V216H222V215H224V214H221L220 213V211ZM9 211V212H8ZM17 211V212H16ZM33 213H32V212ZM68 211H70V210H68ZM92 211H96L95 213L94 212H92ZM102 211L104 212V214L102 213ZM144 211V212H143ZM212 213H210V212ZM238 211V212H237ZM6 212H8V213H6ZM39 212V213H38ZM66 212V211H65ZM64 212V213H65ZM101 212V213H100ZM106 212V213H105ZM146 212V213H145ZM215 214H214V213ZM239 214H237V213ZM251 212V211H250ZM248 213V214H251V213ZM62 214V215H60V216H58V218H57V220L59 221H64L65 219H67L69 216V212L67 213L66 212V214H68L67 216L65 215V214ZM85 213V214H84ZM95 215H94V214ZM100 213V214H99ZM123 213V214H122ZM209 213L211 214V215H209ZM234 213V214H233ZM236 213V214H235ZM241 213H243V217L241 216ZM8 214H10V216L8 215ZM45 214V215H44ZM92 216H91V215ZM107 216H106V215ZM148 214H150V215H148ZM167 214V215H166ZM169 214H170V216H169ZM65 215V216H64ZM90 215V216H89ZM94 215V216H93ZM100 215H102L103 217H101ZM106 217H105V216ZM146 215V216H145ZM160 215H161V218H159L160 217ZM219 215H220V217H219ZM40 216V217H39ZM121 216V217H120ZM132 216H134L133 218H132ZM219 218H218V217ZM231 216H232V218H231ZM237 216H241V218H242V220H241V218H239V217H237ZM251 216V215H250ZM7 217V218H6ZM32 217V218H31ZM83 217V216H82ZM91 217V218H90ZM128 217V218H127ZM138 217V218H137ZM153 217V218H152ZM164 217V218H163ZM210 217V218H209ZM218 219H217V218ZM245 217V218H244ZM248 217V218H247ZM28 218V219H27ZM106 218H108V219H106ZM157 218V219H156ZM166 218V219H165ZM168 218H171V220L170 219H168ZM174 218V219H173ZM205 218V219H204ZM213 218V219H212ZM222 220H221V219ZM240 220H239V219ZM34 219V220H33ZM44 219V220H43ZM81 219V218H80ZM102 219V220H103ZM211 219V221H209ZM244 219V220H243ZM246 219V220H245ZM250 221H248V220ZM25 220V221H24ZM27 220V221H26ZM36 220V221H35ZM120 220V221H121ZM135 220V221H134ZM175 220V221H174ZM220 220H221V222H220ZM224 220V222H222ZM225 220H229L228 222L227 221H225ZM232 220V221H231ZM234 220V221H233ZM18 221V222H17ZM29 221V222H28ZM143 221H144V223H143ZM148 221V222H147ZM153 221H155V222H153ZM167 221V222H166ZM239 221V223L238 224H236L237 222ZM241 221V222H240ZM261 221V220H260ZM259 221V222H260ZM10 222V223H9ZM12 222L14 223V224H12ZM26 222V223H25ZM41 222H43V223H41ZM73 222V221H72ZM153 222V223H152ZM161 222V223H160ZM165 222V223H164ZM204 222V223H203ZM215 222V223H214ZM18 223V224H17ZM25 223V224H24ZM32 225H31V224ZM88 223V222H87ZM86 223V224H87ZM152 223V224H151ZM211 223V224H210ZM30 224V225H29ZM44 224V225H43ZM147 224L149 225V227L147 226ZM151 224V225H150ZM170 224H172L171 222H170ZM19 225V226H18ZM21 225L23 226V227H21ZM67 223H64V224H61L60 226H59V229H65L66 227H67ZM207 225V226H206ZM139 228H138V227ZM147 226V227H146ZM151 226H152V228H151ZM157 226V228L158 229H156L155 227ZM229 227V229L227 228V227ZM240 226V227H239ZM19 227V228H18ZM39 227V228H38ZM41 227H43L42 228V230H40V228ZM106 227H109V225H107ZM142 227V228H141ZM145 227V228H144ZM207 227V228H206ZM28 228H30V230L28 229ZM88 228V227H87ZM213 228H216V229H214L213 230ZM227 228V229H226ZM6 229H4V230H6ZM146 231H145V230ZM154 229H156V230H154ZM208 229V230H207ZM210 229L213 231V234H216V232H217V234L214 236L215 238L216 237H218V235L220 234L223 238H225V237H227V239H224L225 241L227 240V242H225V243H221L222 241H223V238H219L220 237V235H219V237L218 238H216V240H214V239H212V237H213V234H212V232L210 231ZM219 229H224V231H222L221 230V233H220V230ZM228 230V232H226V230ZM1 230V229H0ZM2 230H3V228H2ZM14 230V231H13ZM34 230V231H33ZM35 230L36 231H38V230H40L39 231V233L37 232H35ZM134 230V231H133ZM142 230V231H141ZM148 230V231H149ZM231 230H234V231H231ZM237 230V231H236ZM240 230V231H239ZM29 231H31V233H32V235H31V233H28ZM136 231V232H135ZM138 231H141V232H139L138 233ZM18 232V233H17ZM51 232H53V230H51L49 233H51ZM112 233H110V235L112 234L113 236V238L115 237V235L117 234V233H115V235L113 234V231H111ZM144 232V233H143ZM215 232V233H214ZM223 232V233H222ZM232 232V233H231ZM11 233H12V235H11ZM14 233V234H13ZM24 235H23V234ZM136 233V234H135ZM138 233V234H137ZM143 233V234H142ZM148 233V232H147ZM210 233V234H209ZM224 233H226V234H224ZM233 234V235H231V234ZM6 234H8L7 235V237H6ZM31 236H30V235ZM207 234V235H206ZM211 235L212 234V236H209V235ZM235 234L236 235H239V236H237V238H239V237H243V239L242 238H240L239 240L238 239H235L236 241H235V243H234V238H236V236H235ZM13 235H14V237H13ZM109 235V236H110ZM118 235V234H117ZM116 235V236H117ZM120 235V234H119ZM119 235H118V237H116L117 239H120L119 238ZM206 235V236H205ZM226 235V236H225ZM227 235H231V236H227ZM241 235V236H240ZM258 235H259V237H258ZM1 236V235H0ZM21 236H24L26 239H28L29 238V241L27 242L25 239V242H23L22 240H20V238H23V237H21ZM209 238H208V237ZM225 236V237H224ZM5 237V238H4ZM202 237V238H201ZM229 237H231V238H229ZM261 237H262V239H261ZM14 238V239H13ZM44 238V237H43ZM113 238H111L110 239V242L111 241H113L114 242V240H113ZM116 238H114L115 239V246H116V244L119 246H117V248H119L118 250V254H121L123 251H125L126 250V247H124V245H122V244H125V243H118L119 242V240H116ZM208 238V239H207ZM229 238V239H228ZM246 238V239H245ZM12 239H13V242H12ZM83 239V240H82ZM245 239V240H244ZM256 239V240H255ZM259 239V240H258ZM81 240V241H80ZM219 242H218V241ZM222 240V241H221ZM229 240V241H228ZM261 240V241H260ZM19 241V242H18ZM45 241V242H46ZM50 241V240H49ZM83 241V243L81 244V242ZM233 241V244H234V246H235V248L233 249V244L231 243ZM240 241V242H239ZM243 241H245V242H243ZM249 241H252L253 243L251 244V242H249ZM257 241V242H256ZM263 241V242H262ZM6 242H7V244H6ZM8 242L10 243V244H8ZM16 242V243H15ZM73 242L74 243H76V244H73ZM87 244V247H86V249H88V250H86L84 247L86 246V244ZM206 242V243H205ZM228 242H230V245H232V247H230V245L228 244ZM5 243V244H4ZM12 243V244H11ZM14 243V244H13ZM21 243V244H20ZM26 243H28L29 245H27ZM71 245H70V244ZM229 245V246H227V244ZM237 243V245H235ZM243 243V244H242ZM246 243V244H245ZM248 243H250V244H248ZM255 243V244H254ZM23 244V245H22ZM68 244V245H67ZM90 244V246H88ZM195 244H196V246H195ZM200 244V245H199ZM210 244V245H209ZM222 244V245H221ZM225 244H226V246H225ZM8 245L10 246L11 245V248L10 247H8ZM83 247H82V246ZM241 245H246V246H244V247H242ZM74 246V247H73ZM77 246V247H76ZM81 246V247H80ZM249 246V247H248ZM13 247V248H12ZM24 247V248H23ZM33 249H31V248ZM45 247V249H43L42 250V248H44ZM71 247V248H70ZM124 247V248H123ZM240 247V248H239ZM259 247V248H258ZM8 248V249H7ZM78 248V249H77ZM82 248H84V249H82ZM227 248V249H226ZM246 248V249H245ZM250 248V249H249ZM68 249H70V251L68 250ZM72 249V250H71ZM120 249H123L122 251L120 250ZM235 249H236V251H235ZM13 251V252H10V251ZM29 250V251H28ZM42 250V251H41ZM65 251V253H64V251ZM68 250V251H67ZM210 250V251H209ZM229 250V251H228ZM238 250V251H237ZM4 251V252H3ZM35 251V250H34ZM41 251V252H40ZM82 251H84V252H82ZM196 251V252H195ZM240 251V252H239ZM7 252V253H6ZM20 252H23L24 254H22L21 253V255H19L20 254ZM45 252H47V253H45ZM68 252H71V253H68ZM208 252V253H207ZM263 252V254H261ZM89 253V254H88ZM254 253V254H253ZM67 254V255H66ZM69 254H70V256H69ZM73 254V255H72ZM79 254V255H78ZM238 254V255H237ZM5 255V256H4ZM13 255V256H12ZM23 255H24V257H23ZM39 255V257H37ZM41 255V256H40ZM47 255V256H46ZM78 257H77V256ZM91 255V256H90ZM216 255V256H215ZM11 256H12V258H11ZM63 256V257H62ZM77 258H76V257ZM97 256V255H96ZM230 256V257H229ZM240 256V257H239ZM3 257H6V259H5V261H4V258ZM14 257V258H13ZM20 257H22L21 259H20ZM206 257V258H205ZM212 257V258H211ZM26 258V259H25ZM57 258V259H56ZM95 258V259H94ZM232 258V259H231ZM2 259V260H1ZM8 259H9V261H8ZM35 259V260H34ZM68 259V260H67ZM75 259V260H74ZM182 259V258H181ZM184 259V258H183ZM224 260V261H222V260ZM235 259V260H234ZM236 259H237V261H236ZM246 259V260H245ZM16 260V262H14ZM57 260V261H56ZM63 260V261H62ZM69 260L71 261V262H69ZM85 260V261H84ZM241 260V262H239ZM244 260V261H243ZM249 260H251V261H249ZM8 261V262H7ZM43 261V262H42ZM79 261V262H78ZM99 261V262H98ZM234 261H235V263H234ZM66 262V263H65ZM81 262V263H80ZM231 262V263H230ZM258 262V263H257ZM106 264V263H105Z\"/></svg>",
    "mask_w": 264,
    "mask_h": 264
},
{
    "label": "built area",
    "instance_id": "obj_3",
    "mask_svg": "<svg viewBox=\"0 0 264 264\" xmlns=\"http://www.w3.org/2000/svg\"><path fill=\"white\" fill-rule=\"evenodd\" d=\"M226 27H227L226 25L223 27V30H224V31H226Z\"/></svg>",
    "mask_w": 264,
    "mask_h": 264
}]
</instances>
